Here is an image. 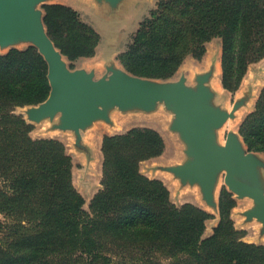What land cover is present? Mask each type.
Segmentation results:
<instances>
[{
  "label": "trees",
  "instance_id": "trees-1",
  "mask_svg": "<svg viewBox=\"0 0 264 264\" xmlns=\"http://www.w3.org/2000/svg\"><path fill=\"white\" fill-rule=\"evenodd\" d=\"M78 17L71 7H46L45 23L58 49L73 63L95 55L101 37L77 20L65 36L52 32L53 13ZM56 25L58 23H55ZM68 29V28H66ZM95 36L90 50L76 31ZM222 44V85L235 94L249 67L264 58V0H162L131 37L119 59L140 77L169 79L187 57L202 60L207 44ZM49 67L34 47L0 55V264H264V245L244 241L231 217L233 195L223 189L220 221L204 237L213 216L192 203L172 202L159 179L141 173V163L160 157L165 141L150 128L106 136L102 188L91 211L73 184L66 147L53 139L35 140L33 127L15 114L39 105L51 93ZM240 134L251 151L264 152V88Z\"/></svg>",
  "mask_w": 264,
  "mask_h": 264
},
{
  "label": "rangeland",
  "instance_id": "rangeland-1",
  "mask_svg": "<svg viewBox=\"0 0 264 264\" xmlns=\"http://www.w3.org/2000/svg\"><path fill=\"white\" fill-rule=\"evenodd\" d=\"M45 2L47 1L38 3L37 9L43 14L44 24L49 34L45 23L46 7L61 3L46 4ZM141 2L143 4L144 0H140V3ZM146 5H148V2H146ZM145 7H139V0H124L123 3H119L117 0H108L105 5L102 4L94 10L91 14V18L100 32L106 33V29L113 25L116 28L122 29L126 35V33L136 30L137 27L135 26H138V21L141 20L147 12ZM55 14L56 13L52 14L54 26L51 29L54 34H60V37L65 36L70 30L69 27H74L77 24V20L82 21L85 25H91L85 18L81 17V15L76 17L62 12L57 13L56 16ZM55 23L58 24L56 25ZM76 34L82 39L80 40L81 44L86 45V49L90 50L91 45L96 41L95 36L90 35L84 29H78ZM125 35L117 40V45L125 44L127 41ZM30 47H34L31 42L17 41L16 45L13 43L7 46H0V55L7 54L14 49L25 50ZM221 51L220 40L214 39L208 44V55H206V58L202 61H198L192 56L187 57L188 59H186V62L183 63L184 65L181 66L175 76L169 79L143 78L155 80L156 82L171 83L177 82L180 78L185 77L187 84L194 88L198 87L203 77L208 78V87L211 90V98L208 104L214 105L218 110L223 112L233 113V117L230 118L221 129L216 130V134L223 139L224 145L227 137L230 135L236 136L237 139L242 142L243 138L240 135V127L245 117L255 110L261 91L264 88V58L250 65L248 73L242 81L239 90L237 93L232 94L225 90L222 85V66H220L221 89L215 90L212 85L216 72V64H218V61L221 59ZM64 57L71 70H81V68L87 70L95 69L98 76L97 78H102L100 76L106 71L105 67L100 66V64L94 60L88 59V57H82L73 63L66 55H64ZM119 64L123 71L140 77L138 74L128 71L121 63L120 59ZM212 68L213 72L211 70ZM30 107L31 106L17 107L15 109V114L23 117L32 125L33 130L31 132V137L33 139H53L59 141L66 147L67 153L71 157L73 163V184L77 191L84 197V209L87 212L91 211L92 199L102 188L104 164L102 144L106 136L126 134L129 130L134 128H150L156 130L163 139L166 137L164 141L170 139L172 135L177 134L178 137L180 134L175 128L177 112L174 107H170L165 102L155 103L150 110H146L140 105H132L127 108L116 106L104 107L107 117L96 118L83 128L80 133H77L75 130L64 129L62 121L57 117L52 120L46 118L40 122L31 121L28 119L29 115L27 112ZM44 121H47V123ZM179 140L180 139H178V143L180 142L179 145L183 146V142ZM183 147L181 155L178 150H174L172 144L167 146L165 141V150L163 154L158 158L141 163V173L151 179L161 180L169 189L171 200L176 205L181 206L185 203H193L209 213H213L215 219L212 218L207 223L210 230L217 222L220 200L216 197L217 199L215 198V201L209 204V201L204 197V191L199 183H194L190 179L186 181L174 172V169L185 165L190 160L188 159L189 155L187 150L191 148L187 147L186 144ZM257 157L263 162L264 153L262 154L263 159L261 156ZM184 161L186 163H184ZM168 175L171 180L178 183L176 186H173V184L167 180ZM245 177L248 178L250 176L245 174ZM223 189H226L235 197L236 207L232 210L231 217L237 229L246 231L244 241H249L248 243L258 245H260L259 243H264V224L251 215L256 205L254 200L247 196L241 197L239 194L229 190L228 186L225 184V170L217 174L216 194L223 191ZM0 218L4 219V216L0 214ZM111 249L109 255L114 259L116 262L115 264H120V255L124 250H121L117 245H113ZM138 254L139 252L137 251H128L122 255H125L126 259L129 260L130 258L127 256ZM160 264H168V262L164 261Z\"/></svg>",
  "mask_w": 264,
  "mask_h": 264
},
{
  "label": "water",
  "instance_id": "water-1",
  "mask_svg": "<svg viewBox=\"0 0 264 264\" xmlns=\"http://www.w3.org/2000/svg\"><path fill=\"white\" fill-rule=\"evenodd\" d=\"M42 1L46 0H0V46L31 42L49 67L51 93L46 101L30 107L29 119L40 122L57 117L64 129L80 133L96 118L107 117L104 107L140 105L150 110L155 103L165 102L175 108V128L191 148L187 150L190 160L174 172L186 181L199 183L211 204L216 197L217 174L225 170L229 190L252 198L256 205L251 215L264 223V191L238 179L242 173H251L264 163L234 135L227 137L224 145L216 144V130L233 113L208 104L211 98L208 78L203 77L194 88L187 84L185 77L170 83L134 76L116 68H110L102 78H97L94 72L71 70L49 36L42 12L37 9Z\"/></svg>",
  "mask_w": 264,
  "mask_h": 264
},
{
  "label": "crops",
  "instance_id": "crops-1",
  "mask_svg": "<svg viewBox=\"0 0 264 264\" xmlns=\"http://www.w3.org/2000/svg\"><path fill=\"white\" fill-rule=\"evenodd\" d=\"M46 1H47L46 2L47 4H54V3H58L59 2L62 5H65V6L73 8L74 10H76L81 15V17L85 18L87 20V22H89L91 24V26L96 30V32L100 35L101 41H100L99 45L97 46L95 55L92 56V57H88V59L94 60L97 63H99L100 66L105 67V69H106L105 73L100 76V77H103V76H105L108 73V70L110 68L121 69V66L119 64V59L118 58L120 57V55L123 52H125V50L127 48V45H128V43L130 41L129 39H131L133 34L139 29L140 24L147 17L150 16L151 12L157 8L159 2L162 1V0H144L143 4H142V2L140 3V0H139V7L142 8V6L143 7L146 6L145 8L147 9V12L144 14L143 18L138 21V26H135V27H137L136 30H134L133 32L126 33V35H125L124 31H122V29L116 28L113 25L109 26L106 29V33L100 32V30H98V28L92 22L91 14L94 12V10L98 6H100L102 4L105 5L106 4V2H104L105 0H65V1L46 0ZM117 1L119 3H121V2L123 3L124 0H117ZM146 2H148V5H146ZM124 35H125V38L127 39L125 44L124 45H117L116 44L117 40L119 38H121V36L123 37ZM217 39L220 40L219 38H217ZM211 42H209L208 44H210ZM220 42H221V40H220ZM208 44L206 46L207 51H206V54L203 57V59L206 58V55H208ZM221 49H222V44H221ZM221 57H222V53H221ZM202 60H198V61H202ZM185 62H186V60H185ZM219 62H220V66H221V59L219 60ZM81 70H85L87 72H94L96 77H98L97 74H96V70L95 69L87 70L85 68H81ZM242 141H244V139H242ZM244 144L248 148V146L246 145L245 141H244ZM250 153L254 154L255 156H261L262 157V154L264 152H256V151H251L250 150ZM262 159H263V157H262ZM263 163H264V159H263ZM245 174H248L250 177H248V178L245 177ZM238 179L241 180V181H244V182H246V183H248V184H250L252 186H254L255 188H257L259 190H263L264 191V165L263 166H259L258 168H256L251 173H242L240 176H238ZM221 192L222 191H220L217 194L215 193V196L218 198V200H220ZM233 198H235L234 195H233ZM218 211H219V207H218ZM210 214L213 216V219H215L214 214L213 213H210ZM208 221H207V223H208ZM219 221H220V214L218 216L216 224L213 225V227L210 230H209V228H208V226L206 224V230H205V233H204V237H209V236H211L213 234V231L218 226ZM246 242H249V241H246ZM259 244L264 245V243H259Z\"/></svg>",
  "mask_w": 264,
  "mask_h": 264
},
{
  "label": "bare ground",
  "instance_id": "bare-ground-1",
  "mask_svg": "<svg viewBox=\"0 0 264 264\" xmlns=\"http://www.w3.org/2000/svg\"><path fill=\"white\" fill-rule=\"evenodd\" d=\"M16 43L17 42H15V45H16ZM26 43V42H25ZM5 49V48H4ZM212 55V54H211ZM213 56V55H212ZM211 57V56H210ZM212 58V57H211ZM220 70H221V68H220V62L218 61V64H216V69H215V77L213 78V81H212V85H213V88L215 89V90H220L221 89V87H222V85H221V81H220ZM213 75V76H214ZM27 110V109H26ZM27 112H28V110H27ZM26 113V112H25ZM27 117V116H26ZM28 119H29V117H28ZM48 121V120H47ZM47 121L45 122V123H47ZM44 122H41V123H44ZM174 133V132H173ZM171 134V133H170ZM166 136V135H165ZM166 138V137H165ZM164 138V139H165ZM178 139H180L182 142H183V146H185V142H184V140H183V138L181 137V135L179 134V136L177 137V134L176 135H172L171 137H170V139H166L165 141H166V144H167V146L169 145V144H172V146H173V148H174V150L176 151V150H178V152L181 154L182 153V149L184 148L182 145H179V143H178ZM179 140V141H180ZM215 142H216V144L217 145H223V139L221 138V136H217L216 137V140H215ZM187 147H188V145H187ZM186 152V151H185ZM178 153V154H179ZM182 155V154H181ZM180 155V156H181ZM179 157V156H178ZM184 159V158H183ZM188 159H190L189 157H188ZM179 160H182V159H179ZM177 161V160H176ZM186 161V160H185ZM184 161V163H186ZM179 162V161H178ZM176 164V163H175ZM179 165H180V163H179ZM172 179H174V178H172ZM167 180L168 181H170L172 184H173V186H176V184H178V183H176V182H174L173 180H171V178H170V176L168 175L167 176ZM178 188V187H177ZM217 199V198H216Z\"/></svg>",
  "mask_w": 264,
  "mask_h": 264
}]
</instances>
